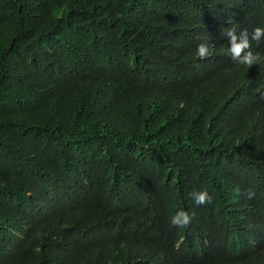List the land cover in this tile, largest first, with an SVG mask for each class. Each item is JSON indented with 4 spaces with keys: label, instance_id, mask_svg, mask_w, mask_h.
<instances>
[{
    "label": "trees",
    "instance_id": "16d2710c",
    "mask_svg": "<svg viewBox=\"0 0 264 264\" xmlns=\"http://www.w3.org/2000/svg\"><path fill=\"white\" fill-rule=\"evenodd\" d=\"M257 26L264 0H0V264H264V38L248 67L225 34Z\"/></svg>",
    "mask_w": 264,
    "mask_h": 264
},
{
    "label": "clouds",
    "instance_id": "9594fccd",
    "mask_svg": "<svg viewBox=\"0 0 264 264\" xmlns=\"http://www.w3.org/2000/svg\"><path fill=\"white\" fill-rule=\"evenodd\" d=\"M225 34L229 37L228 52L233 61L248 67L258 62L260 59L259 54L253 53L251 50L252 41L259 43L261 39L264 38V28L257 26L253 29L251 34H249L247 29L237 32L235 27H231L228 28ZM214 47V44L207 41L201 42L197 45L196 55L200 59H206L213 55ZM192 196L197 205H204L212 201V197L206 189L194 192ZM245 196L249 200L253 199L255 196L254 190H245ZM192 215H194V213L189 214L187 211L179 210L170 218V224L180 228H186L191 223Z\"/></svg>",
    "mask_w": 264,
    "mask_h": 264
}]
</instances>
